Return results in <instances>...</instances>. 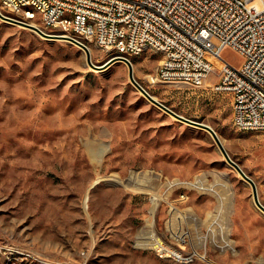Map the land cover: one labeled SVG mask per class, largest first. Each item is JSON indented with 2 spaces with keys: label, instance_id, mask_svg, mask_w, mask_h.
Segmentation results:
<instances>
[{
  "label": "rangeland",
  "instance_id": "1",
  "mask_svg": "<svg viewBox=\"0 0 264 264\" xmlns=\"http://www.w3.org/2000/svg\"><path fill=\"white\" fill-rule=\"evenodd\" d=\"M89 48L98 67L117 57ZM128 59L157 101L216 132L264 204V132L235 127L211 88L219 63L196 88L152 84V50ZM260 211L212 136L148 101L125 62L93 70L71 42L0 19V264H264Z\"/></svg>",
  "mask_w": 264,
  "mask_h": 264
},
{
  "label": "built area",
  "instance_id": "2",
  "mask_svg": "<svg viewBox=\"0 0 264 264\" xmlns=\"http://www.w3.org/2000/svg\"><path fill=\"white\" fill-rule=\"evenodd\" d=\"M28 2L42 15L26 11ZM0 13L28 14L20 23L117 56L152 45L162 56L152 84L200 88L217 62L211 88L232 96L234 125L243 119L247 132H264V0H0ZM229 48L244 58L240 67L223 59Z\"/></svg>",
  "mask_w": 264,
  "mask_h": 264
},
{
  "label": "water",
  "instance_id": "3",
  "mask_svg": "<svg viewBox=\"0 0 264 264\" xmlns=\"http://www.w3.org/2000/svg\"><path fill=\"white\" fill-rule=\"evenodd\" d=\"M0 19L8 22V23H12V24H16L19 26H23L25 28H28L32 31H34L35 33H37L39 36H41L42 38L45 39H63L66 41L71 42L72 44H74L75 46H77L78 48H80L81 50L84 51L85 55H86V59H87V63L88 65L93 69V70H105L107 68H109L110 66H112L114 63L116 62H125L128 67H129V79L131 81V83L135 86V88L148 100L150 101L152 104L158 106L159 108H161L162 110H164L165 112H167L168 114H170L171 116H173L174 118H176L177 120L184 122L190 126L202 129L207 131L212 138L214 139L215 143L217 144L220 152L223 154V156L225 157L226 161L228 162L229 166L232 167L234 170H236L239 175L246 181L248 182L251 187H252V193H253V200L255 205L264 212V205L260 202L259 200V194H258V190H257V186L255 184V182L245 174V172L241 169V167L235 163L228 155L227 151L225 150L223 143L221 142L220 138L218 137V135L216 134V132L208 125L203 124V123H198V122H194L191 121L189 119H186L178 114H176L175 112H173L172 110H170L169 108H167L165 105H163L162 103H160L159 101H157L154 97H152L135 79L134 77V70H133V66L130 62L129 59L123 57V56H117L115 59L108 61L106 64H104L103 66H95L92 63V58H91V53L88 49V47L83 44L82 42L73 39V38H67V37H56V36H52L50 34H47L45 32H43L42 30H40L39 28L29 25V24H23L20 22H17L16 20H13L9 17H6L4 15H2L0 13Z\"/></svg>",
  "mask_w": 264,
  "mask_h": 264
},
{
  "label": "bare ground",
  "instance_id": "4",
  "mask_svg": "<svg viewBox=\"0 0 264 264\" xmlns=\"http://www.w3.org/2000/svg\"><path fill=\"white\" fill-rule=\"evenodd\" d=\"M25 10L26 11H29V13L32 14V15H42V7L41 6H38V4L36 2H28V3H25ZM11 19L16 20L17 22H27L28 21V14L11 15ZM89 45H92V46H94V47L97 48V44H89ZM148 50L154 51V47H152V45H143V52L148 51ZM89 51H90V53L92 55V51H91L90 48H89ZM109 53L115 54V56H117V51H109ZM140 54L141 53H132V54L131 53H118V56H123V57H125V58L128 59V56L129 55H140ZM116 63H120V62H116ZM132 66H133V64H132ZM133 69H134V66H133ZM235 126L237 127V129H239L241 131H247V128H244L243 127V119H235ZM226 187L228 188V186H226ZM205 190H208V189L206 188ZM212 192L215 193V195L218 197V202H220V204L223 206V204L227 201L228 196L225 198V196H223L224 194H221V191L218 192L217 190L216 191L215 190H212ZM152 204H153V207H152V210H151V215H154L155 214V210L157 208V204H158L157 198H153ZM260 212H262V214L264 215V212L262 210ZM210 216H212V214H210ZM171 226H173V223L172 222H171ZM153 235H154V232H152V236ZM176 237H178L179 239H181L177 234H176ZM232 244H233V241H231L229 239V237L227 236V238L225 239V244H224L223 247L224 248L225 247H232ZM151 246H152V244H151ZM162 250H164V249L162 248Z\"/></svg>",
  "mask_w": 264,
  "mask_h": 264
}]
</instances>
